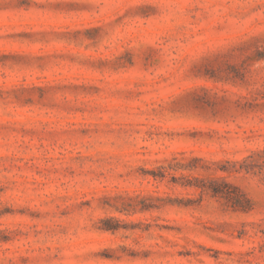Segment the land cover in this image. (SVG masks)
Listing matches in <instances>:
<instances>
[{"label": "rangeland", "instance_id": "rangeland-1", "mask_svg": "<svg viewBox=\"0 0 264 264\" xmlns=\"http://www.w3.org/2000/svg\"><path fill=\"white\" fill-rule=\"evenodd\" d=\"M0 264H264V0H0Z\"/></svg>", "mask_w": 264, "mask_h": 264}, {"label": "trees", "instance_id": "trees-1", "mask_svg": "<svg viewBox=\"0 0 264 264\" xmlns=\"http://www.w3.org/2000/svg\"><path fill=\"white\" fill-rule=\"evenodd\" d=\"M211 192H212V195H220V196H223L227 201H230L231 203H233L234 200H235V198L233 197V195H231L227 191H223L222 189H219L218 187H212L211 188ZM233 206L235 208L237 205H233Z\"/></svg>", "mask_w": 264, "mask_h": 264}]
</instances>
